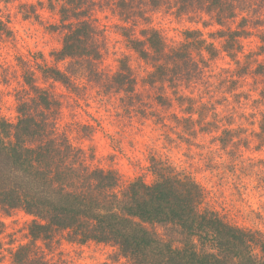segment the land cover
<instances>
[{
	"label": "rangeland",
	"instance_id": "1",
	"mask_svg": "<svg viewBox=\"0 0 264 264\" xmlns=\"http://www.w3.org/2000/svg\"><path fill=\"white\" fill-rule=\"evenodd\" d=\"M96 1L91 18L105 42L97 67L101 78L95 82L86 77L79 87L71 88L42 72L43 65L64 69L69 62L55 61L52 55L63 40L62 30L55 28L60 25L62 0H0V20L8 27L0 31V117L15 123L20 101H29L31 109H42L31 100L35 93L26 82L31 79L50 95L58 133L73 146L75 161L83 158L91 169L113 170L125 186L136 177L153 180L152 156L167 160L199 181L208 206L232 224L264 235V140L258 135L264 117V76L257 70L263 59L257 51L264 33V0L253 5V14L261 13L263 26L240 39L242 51L236 60L222 50L218 32L222 27L205 13L183 14L168 3L155 8L139 0L145 18L125 20L115 0ZM239 21L240 17L229 25L235 28ZM125 26L133 34L142 27H155L169 46L186 41L188 30L198 31L218 54L207 61L208 67L195 82L188 80L176 91H160L148 84L152 65L130 47L123 34ZM193 55L199 58L195 49ZM122 61L136 80L133 93L107 86V78ZM159 93L166 96L162 104L157 100ZM189 105L194 112H189ZM223 128L233 130L227 148L217 138ZM33 219L22 209L9 214L0 209V264H12L14 251L30 242ZM149 227L160 236L168 233L159 225ZM66 233L55 235L49 246L37 242L51 263L126 262L112 243L70 242ZM254 253L259 254V249L255 247Z\"/></svg>",
	"mask_w": 264,
	"mask_h": 264
},
{
	"label": "trees",
	"instance_id": "2",
	"mask_svg": "<svg viewBox=\"0 0 264 264\" xmlns=\"http://www.w3.org/2000/svg\"><path fill=\"white\" fill-rule=\"evenodd\" d=\"M256 1L145 2L155 8L168 3L183 14L211 16L222 27L218 29L222 50L236 60L242 51L240 39L263 26L261 13L253 14ZM115 2L125 20L145 18L139 0ZM97 5L96 0H62L60 25L55 28L62 30L63 40L52 55L55 61L69 62L64 69L43 65L42 72L48 78L71 88L79 87L86 77L100 80L97 67L105 42L91 18ZM239 17L236 27H231L229 22ZM122 28L130 47L151 63L153 70L147 81L160 91L175 90L188 80H197L208 67L207 61L218 54L213 43L201 38L198 31L188 30L186 41L169 46L155 27H142L139 34ZM6 30L7 24L0 20V31ZM259 38L262 44L257 56L263 59L258 61L257 70L264 76V33ZM194 49L199 58L193 55ZM107 79L112 89L135 91L136 80L125 61ZM26 82L35 93L31 100L42 109H31L29 101H20L15 123L0 117V209L7 214L22 209L34 217L29 225L31 240L14 251L12 264H54L39 251L37 242L49 246L55 235L66 231L70 242L114 244L126 259L123 264H264L263 233L234 225L208 206L204 187L172 162L152 156L153 180L136 177L123 186L115 171L91 169L83 158L75 161L73 146L58 133L50 95L31 79ZM165 97L159 93L158 103L162 104ZM261 97L264 102V87ZM188 108L195 111L192 105ZM232 131L223 128L222 135L217 136L224 148L232 139ZM258 135L264 140V117ZM154 225L168 233L160 236L150 229ZM255 247L259 254L254 253Z\"/></svg>",
	"mask_w": 264,
	"mask_h": 264
}]
</instances>
